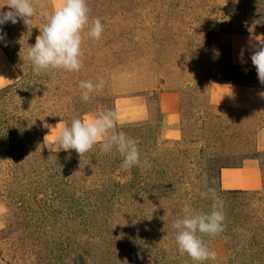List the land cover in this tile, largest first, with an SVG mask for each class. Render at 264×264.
<instances>
[{"label":"rangeland","instance_id":"rangeland-1","mask_svg":"<svg viewBox=\"0 0 264 264\" xmlns=\"http://www.w3.org/2000/svg\"><path fill=\"white\" fill-rule=\"evenodd\" d=\"M55 3L49 0L47 10ZM87 5L90 21L99 18L104 26L101 39L88 37L85 29L84 66L79 72L46 71L42 93L29 99V116L43 129L54 123H46L50 120H58L63 128L74 118L91 119L107 109L118 112V124L157 123V144L141 146V160H154L142 170L143 176L164 174L173 186L168 190L170 199L158 197L150 208L149 187L144 185L145 211L165 210L158 223L172 226L184 216L185 207L210 211L211 196L199 193L214 188L223 205L225 227L215 238L204 237L216 253L205 264H264V95L249 96L245 104L253 109L218 108L207 95L208 85L222 77L229 64L230 44L236 45L237 35H247L242 46L252 49L255 38L246 32L264 29V24L256 23L264 17V0H87ZM41 11L37 7L38 16H43ZM15 26L30 34L41 28L33 19L28 26L22 21ZM0 76L7 79L0 80V88L20 78L2 49ZM100 77L105 81L103 90L83 101L79 82H98ZM163 93L177 97L174 124H167L159 112ZM168 127L176 130V136L166 135ZM99 148L98 143L92 151ZM71 151L84 167L79 172L82 189H91L98 183L93 174L97 170L92 168L98 155L80 157ZM244 162L257 164L247 173V188L223 190L220 170ZM115 175L120 181L126 178L120 170ZM160 182L155 186L158 192L165 189ZM39 212L21 204L8 209L0 201V264H153L130 250L122 221L66 226L44 222L37 218ZM148 216L150 221L151 213ZM175 235L176 230L173 239ZM173 239L166 240L167 245H175ZM175 247L166 264H197Z\"/></svg>","mask_w":264,"mask_h":264},{"label":"trees","instance_id":"trees-1","mask_svg":"<svg viewBox=\"0 0 264 264\" xmlns=\"http://www.w3.org/2000/svg\"><path fill=\"white\" fill-rule=\"evenodd\" d=\"M32 19L38 20L41 26L46 22L38 14ZM0 27L7 34L6 41L0 43V49L20 77L16 82L0 88V170L5 176L2 180L4 184L0 186V201L8 209L18 204L39 209L42 213L36 216L46 223L58 222L69 226L122 221L127 225L131 251L135 249L153 264H166L170 253L175 252V229L169 224L163 226V223H158V218L165 210L151 211L152 217L148 221L150 213L145 211L146 203L143 202L146 199L144 185L149 187L148 207L151 208L152 200L158 197L170 199L168 190L173 186V181L164 174L159 178L153 175L144 177L138 166L125 170L121 167L122 158L117 153L113 151L105 154L99 148L87 152L89 156L98 155V160L92 166L97 170L93 174L98 183L91 189H82L79 172L80 166L84 167L77 161L78 156L71 150L57 153L49 151L41 123L34 116H29V99L41 94L47 82L46 71L35 74L27 58L28 45L35 41L40 30H32L30 34L11 23ZM255 32L258 33H246L264 37V29ZM224 70L222 77L215 83L264 90V84L258 80L252 64L237 65L230 57ZM116 131H124L128 137L137 141L142 159L141 146L144 142L152 147L157 144L159 125L143 121L126 124L117 122ZM150 163H154L151 157ZM118 170L126 176L124 181L116 179L115 173ZM158 180L165 188L160 192L155 188ZM175 183L183 184L178 180ZM220 191L224 192L221 188ZM170 238L175 245H167Z\"/></svg>","mask_w":264,"mask_h":264},{"label":"clouds","instance_id":"clouds-1","mask_svg":"<svg viewBox=\"0 0 264 264\" xmlns=\"http://www.w3.org/2000/svg\"><path fill=\"white\" fill-rule=\"evenodd\" d=\"M48 3L49 0H2L0 26L7 23L15 25L21 21L28 26L39 7L46 22L39 29L40 34L36 36L35 44L28 45L27 58L31 62L33 72L37 75L41 71L57 69L79 72L84 66L82 44L85 29L88 37L99 40L104 26L99 18L90 21L87 0H56L51 11L47 10ZM5 7L7 11L3 10ZM256 23L264 24V17ZM6 35L0 27V43L6 41ZM251 47L252 65L256 69L258 80L264 84V39H258V43ZM243 55L242 49L239 53L241 62ZM0 80L7 79L0 76ZM104 86L102 77L98 78V82L81 80L79 88L82 100L89 101L93 92L103 90ZM118 120L119 114L114 109L103 110L87 120L74 118L70 126L59 130L48 147L53 153L75 150L81 157L99 143L103 153L114 151L122 158L123 169L129 170L134 166L142 170L149 169L151 163L147 158L141 160L137 141L128 137L124 131H116ZM199 194L201 197L211 196V210L205 212L185 207L184 216L177 218L172 226L176 230L175 242L179 253L187 254L197 264H205L206 261L214 260L216 253L205 242L204 237L215 238L224 231L225 215L222 202L214 188L209 187L207 192Z\"/></svg>","mask_w":264,"mask_h":264},{"label":"crops","instance_id":"crops-1","mask_svg":"<svg viewBox=\"0 0 264 264\" xmlns=\"http://www.w3.org/2000/svg\"><path fill=\"white\" fill-rule=\"evenodd\" d=\"M243 36L247 35H237L238 40L236 45L230 44L231 59L234 64L246 65L251 64L250 55L251 50H245L242 46ZM255 44L258 43V39H264L262 36H254ZM244 50L243 62L239 58V53ZM253 94L264 95V90L256 88H244L234 84L225 83H210L207 88V95L209 102L218 108H244L253 109L249 104H245L249 96ZM160 113L167 118V124L176 123V112H177V97L173 93H163L160 96ZM171 116L175 120L172 121ZM51 124H53L51 126ZM48 124L51 127L45 126L43 129L44 135L46 136V146L50 151L48 145L53 141L58 134L59 130L62 129L60 122H54ZM55 124V125H54ZM54 129H58L55 132ZM167 136H176V130L168 127L166 130ZM63 151V150H61ZM254 161V160H251ZM257 169V164L252 162H244L243 165L236 168H222L219 173L220 187L226 191L244 190L248 186L247 173L253 172Z\"/></svg>","mask_w":264,"mask_h":264}]
</instances>
